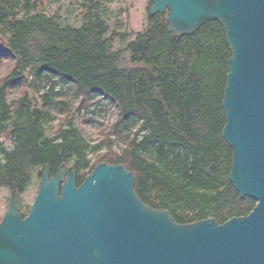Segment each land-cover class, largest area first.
Returning <instances> with one entry per match:
<instances>
[{"label":"trees","instance_id":"obj_1","mask_svg":"<svg viewBox=\"0 0 264 264\" xmlns=\"http://www.w3.org/2000/svg\"><path fill=\"white\" fill-rule=\"evenodd\" d=\"M111 1L82 0L75 26L42 0H0V136L10 142L0 141V188L22 193L46 164L54 175L62 163L79 185L106 162L130 170L138 197L179 223L248 214L255 201L229 181L222 136L223 26L209 20L174 38L149 0L143 30L114 48L131 33L110 29ZM92 122L96 139L85 131Z\"/></svg>","mask_w":264,"mask_h":264},{"label":"water","instance_id":"obj_2","mask_svg":"<svg viewBox=\"0 0 264 264\" xmlns=\"http://www.w3.org/2000/svg\"><path fill=\"white\" fill-rule=\"evenodd\" d=\"M174 38L209 20L223 26L231 55L222 136L229 181L255 201L248 214L179 223L134 190L122 164L97 163L76 184L66 163L46 164L28 212L12 189L0 220V264H264V0H151Z\"/></svg>","mask_w":264,"mask_h":264},{"label":"rangeland","instance_id":"obj_3","mask_svg":"<svg viewBox=\"0 0 264 264\" xmlns=\"http://www.w3.org/2000/svg\"><path fill=\"white\" fill-rule=\"evenodd\" d=\"M82 0H42L41 7L47 13L58 12L65 21L75 23L79 26L82 22L80 18L76 20L78 5ZM149 0H112L107 5V20L110 24V29L117 27L122 33H131L130 36L121 40L118 38L114 42V48L122 44L124 46L128 41L133 39L134 34L143 30L146 24L147 6ZM110 118L108 112L102 111L98 116L100 120ZM86 134L96 139L98 137L97 125L95 123L85 124ZM0 141L4 142V146L9 148L10 142L3 136H0ZM40 179V178H39ZM39 179L34 177L26 189L21 193L23 204L30 206L39 187ZM10 198V190L5 187L0 188V220L7 209Z\"/></svg>","mask_w":264,"mask_h":264},{"label":"flooded vegetation","instance_id":"obj_4","mask_svg":"<svg viewBox=\"0 0 264 264\" xmlns=\"http://www.w3.org/2000/svg\"><path fill=\"white\" fill-rule=\"evenodd\" d=\"M67 169H68V173L71 171V170H69V168H68V166H67ZM89 174V173H88ZM87 175V174H86Z\"/></svg>","mask_w":264,"mask_h":264}]
</instances>
